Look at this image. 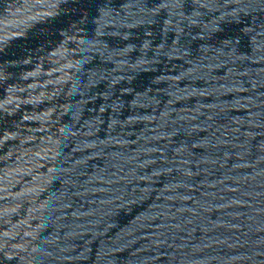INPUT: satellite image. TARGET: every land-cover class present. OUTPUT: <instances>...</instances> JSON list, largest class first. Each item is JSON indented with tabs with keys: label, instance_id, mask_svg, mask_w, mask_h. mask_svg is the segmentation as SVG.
Returning <instances> with one entry per match:
<instances>
[{
	"label": "water",
	"instance_id": "1",
	"mask_svg": "<svg viewBox=\"0 0 264 264\" xmlns=\"http://www.w3.org/2000/svg\"><path fill=\"white\" fill-rule=\"evenodd\" d=\"M0 264H264V0H0Z\"/></svg>",
	"mask_w": 264,
	"mask_h": 264
}]
</instances>
